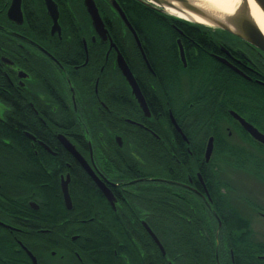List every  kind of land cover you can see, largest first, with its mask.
<instances>
[{
  "label": "flooded vegetation",
  "instance_id": "1",
  "mask_svg": "<svg viewBox=\"0 0 264 264\" xmlns=\"http://www.w3.org/2000/svg\"><path fill=\"white\" fill-rule=\"evenodd\" d=\"M87 1L107 32L103 38L92 25L86 0H0V128L15 125L22 138L13 142L0 132V181L12 154L22 161L32 157L42 173L27 170L13 184L0 183V207L7 199L24 216L42 220L3 214L0 208V264H187L167 257L153 230H162L169 217L177 220L172 225L180 220L189 225L196 207L176 206V214L166 216V195L203 204L216 223L210 240L216 245L215 264H264V235L260 238L254 228L256 221H264V176L229 167L222 154L228 146H262L230 112L264 132L245 113L232 110L224 111L231 127L196 125L208 105L193 97V76L206 63L264 99V53L230 33L213 30L205 33V49L194 44L184 49L176 39L175 48H158L160 61L155 63L122 0L114 1L140 46L109 0ZM118 55L135 80L146 113L118 69ZM154 65L161 68L158 75ZM177 65L188 75L169 72ZM215 133L223 136L215 138ZM209 139L213 148L205 162ZM87 189L102 198L111 216L97 206L93 217L80 219ZM93 219L103 230L121 228L130 247L114 232L109 253H86L91 239L85 225ZM235 239L242 243L238 255L217 248ZM100 240L96 246L104 245Z\"/></svg>",
  "mask_w": 264,
  "mask_h": 264
},
{
  "label": "trees",
  "instance_id": "2",
  "mask_svg": "<svg viewBox=\"0 0 264 264\" xmlns=\"http://www.w3.org/2000/svg\"><path fill=\"white\" fill-rule=\"evenodd\" d=\"M122 1L132 27L136 31L140 41H143V45L150 48L155 63L160 61L157 56L158 48L160 46L175 48L176 39H180L181 45L184 49L192 46V44L198 49H205V45L209 43L205 33H210L211 31L207 28L163 16L150 8L144 7L134 0ZM158 31L164 33H158ZM153 36H156L158 41L154 40ZM153 70L156 75H158V71H160L161 68H159L158 65H154ZM173 71L178 75H188V72L183 69L181 65L170 68L169 72ZM193 77L197 84L195 87L193 86L196 92V95H193V97L195 96L194 100L200 101L201 105H208L207 108L202 110L201 115L196 118V125L218 129L222 124L228 123L231 127V118L225 112L227 110H232L239 112L240 114L245 113L249 121L264 132V99L261 95L259 96L256 92H253L241 83H238L235 80L237 79L236 77L232 78L226 76L224 73H219L217 69L210 64L204 63L197 68ZM0 132L3 136L13 142L22 141L15 125L1 126ZM213 136L215 138H220L223 134L220 135L215 133ZM239 137L243 141H251L245 136L240 135ZM225 140L232 142L230 139ZM253 148L258 152L260 157L254 155ZM253 148L240 149L235 146H228V148L223 150L222 154L229 167L239 169L247 174L259 176L263 179L264 147L255 144ZM195 158L197 161L201 158L199 149L196 151ZM11 160H13V162L3 171L2 180L0 181L4 186L9 183L13 184L14 181L16 182L17 177H23L20 172L26 174L28 173L27 170H35L42 174L39 171L36 162L30 156H28V160L22 161L21 159L16 160V156L12 154ZM262 182H264V179ZM83 200L84 208L80 210V219L87 220L88 218L93 217V207L97 206L103 207V211L105 212L104 216H111V213L109 209L106 208L102 198L96 196L92 190L87 189L86 196ZM184 204L196 207V214L191 223L187 225L183 220H180L176 225H172L173 222H176L177 220L169 217L166 219V224L162 230H153L155 235L161 240L167 257H173L177 261H186L187 264H215L214 250L216 245L214 241L211 242L210 240L214 237L216 223L211 221L203 204L200 203L198 199H178L171 195H166L163 198V206L165 207L166 216L176 214L173 209L176 206H183ZM0 208L5 211L3 214L25 217L31 221L42 222V220L34 214H27L28 216H24L25 214L20 212L17 206L10 200L5 199L4 205H1ZM94 221L95 220L93 219V223L85 225V235L91 239V242L88 244L87 250L85 251L86 253H109L110 248L112 247L110 237L112 236L111 233L114 232H116L115 237L121 238L123 243L130 247V242L121 228H115L114 232L112 229L103 230L96 227ZM227 224H229L230 227L233 226L230 221ZM144 237L146 236L144 235ZM96 240H100L104 245H101L100 247L96 246ZM241 244L242 243L237 242L235 239L234 242L230 244L228 243V245H224L223 243V245H220L219 247L217 246V248H220L221 253H227L230 248L236 256L239 253L238 245L242 246ZM260 247L261 251H263L264 246ZM183 255H186V257H182ZM236 262H238V259Z\"/></svg>",
  "mask_w": 264,
  "mask_h": 264
},
{
  "label": "water",
  "instance_id": "3",
  "mask_svg": "<svg viewBox=\"0 0 264 264\" xmlns=\"http://www.w3.org/2000/svg\"><path fill=\"white\" fill-rule=\"evenodd\" d=\"M136 1H138L139 3L145 5L146 7L152 9L153 11H155L158 14H161L163 16H167L169 18L176 19V20H181L183 22H186V23H189L192 25L201 26V27L208 28L211 30H218V31H224V32L230 33V34L240 38L241 40L245 41L246 43L252 45L253 47L257 48L258 50H260L261 52L264 53V36L257 29V27L254 25V23L247 17L241 16V17L235 18L234 16L227 15V14H223V15L218 14L216 12H213L212 10H209L208 8H206L202 4H198V3H195V2H192L189 0H136ZM109 3L115 9V11L119 15V17H120L121 21L123 22V24L125 25V27L132 34L133 38L136 41V44L138 46H140L134 30L132 29V27L130 26L128 21L126 20L124 14L122 13V11L118 7V5L115 3L114 0H109ZM85 5H86L87 12L90 16V19L92 21V25H93L94 29L97 31L99 36L103 38V36H105L107 32L104 29V26H103V24L99 18L97 10L95 9V7L91 1L88 2L86 0ZM164 8H170V9H172L178 13H181L183 15L195 16L198 19L208 23L209 25L205 26V25L200 24V23H194L191 21L190 22L184 21L182 19H179L177 17H174L172 15L167 14L164 11ZM233 18H235V19L232 22ZM229 20L231 21V23L234 27L233 29H230L228 27ZM177 45L179 46V49L181 52V58L183 60V51L181 49L179 40L177 41ZM117 65H118V69L121 72L122 77L124 78V80L126 81L128 86L131 88L132 94L134 95L140 109L144 113H146L147 109H146L145 103L143 101V98L139 92V89L135 83V80H134L130 70L126 66L125 62L123 61V59L119 55L117 57ZM229 114L254 141H256L259 144H261L262 146H264V135L259 133L254 127H252L244 119L239 117L236 113L230 112ZM212 143H213L212 139H209L208 143H207V147L205 149V153H204L205 162L208 161V159L211 155L212 148H213ZM65 146L69 149V151L72 154L75 155L72 147H70V145L68 143H65ZM105 196L109 202L112 201V198L109 195L105 194ZM64 200L66 203L69 202V197L66 193H64ZM146 231L150 235V237L158 244V242L156 241V238L152 234V232L147 228H146ZM158 247H159L160 251H162V253H163V249L159 244H158Z\"/></svg>",
  "mask_w": 264,
  "mask_h": 264
},
{
  "label": "bare ground",
  "instance_id": "4",
  "mask_svg": "<svg viewBox=\"0 0 264 264\" xmlns=\"http://www.w3.org/2000/svg\"><path fill=\"white\" fill-rule=\"evenodd\" d=\"M189 1L202 4L209 10H212L213 12H216L218 14H222V15L227 14L234 16L235 18L241 16L247 17L254 23L257 29L264 36V9L260 7V5L256 2V0H247L246 14H240V8L243 3V0H189ZM164 11L167 14L182 19L184 21L200 23L205 26L209 25L208 23L198 19L195 16L183 15L170 8H164ZM235 18L232 19V22ZM228 27L230 29L234 28L230 20L228 22Z\"/></svg>",
  "mask_w": 264,
  "mask_h": 264
},
{
  "label": "rangeland",
  "instance_id": "5",
  "mask_svg": "<svg viewBox=\"0 0 264 264\" xmlns=\"http://www.w3.org/2000/svg\"><path fill=\"white\" fill-rule=\"evenodd\" d=\"M208 29V28H207ZM210 31H213V30H211V29H209ZM158 33H164V32H162V31H158ZM153 38H154V40H157L158 41V38L156 37V36H153ZM259 225V226H258ZM254 228H258L259 230H258V234L257 235H259L260 236V238H263L262 236L264 235V221H262V222H255V226H254ZM97 246H100V244L99 245H97Z\"/></svg>",
  "mask_w": 264,
  "mask_h": 264
},
{
  "label": "snow or ice",
  "instance_id": "6",
  "mask_svg": "<svg viewBox=\"0 0 264 264\" xmlns=\"http://www.w3.org/2000/svg\"><path fill=\"white\" fill-rule=\"evenodd\" d=\"M262 9H264V0H256ZM247 12V0H243V3L240 8V14H246Z\"/></svg>",
  "mask_w": 264,
  "mask_h": 264
}]
</instances>
